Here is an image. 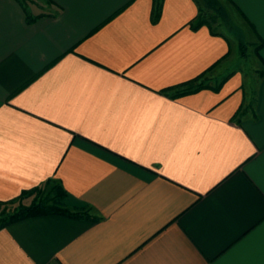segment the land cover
Listing matches in <instances>:
<instances>
[{"label":"crops","instance_id":"0c3cea01","mask_svg":"<svg viewBox=\"0 0 264 264\" xmlns=\"http://www.w3.org/2000/svg\"><path fill=\"white\" fill-rule=\"evenodd\" d=\"M219 1L250 87L195 0H0V201L51 178L82 212L0 229V264H264V0Z\"/></svg>","mask_w":264,"mask_h":264},{"label":"trees","instance_id":"16d2710c","mask_svg":"<svg viewBox=\"0 0 264 264\" xmlns=\"http://www.w3.org/2000/svg\"><path fill=\"white\" fill-rule=\"evenodd\" d=\"M20 2L24 0H19ZM198 6L197 15L189 22L192 28H197L201 25L209 27L212 33L218 34V30L214 29L212 23L220 19V22L228 23L229 16L225 11L223 5L219 0H195ZM163 0H153V22L159 19ZM252 27V26H251ZM242 45V44H241ZM260 48V45H259ZM259 48L256 49L259 56ZM212 69L210 67L208 70ZM206 72L199 76L179 84L175 95L195 91L208 86L205 80L202 79ZM217 88V87H215ZM50 185L48 194H43V188ZM36 194V195H35ZM35 195L29 204L23 203L24 198ZM65 191L61 185L54 179H47L42 185L23 190L17 197L0 201V229L6 227L8 224L34 215L46 214H61L71 217L81 215L78 209H71L65 202ZM11 207L14 203H16ZM10 211L8 208H10ZM95 219V218H94Z\"/></svg>","mask_w":264,"mask_h":264},{"label":"rangeland","instance_id":"374dc122","mask_svg":"<svg viewBox=\"0 0 264 264\" xmlns=\"http://www.w3.org/2000/svg\"><path fill=\"white\" fill-rule=\"evenodd\" d=\"M240 22L239 27L237 24ZM220 22V19L216 20L214 23H212L214 29L224 32L225 35L229 36L230 40L232 41V48H231V54H233V63L232 66L234 68H240L243 70L245 74V82L246 85L249 87L252 85V80L254 77V71L260 69L259 63L257 60H259V56L257 54L256 49L259 48V39L256 35H254L253 30L249 28L247 25H245L244 21L242 19H234L228 21V23ZM240 42V50L237 49V40ZM242 44V45H241ZM257 71V72H258ZM255 74H258V73ZM50 185L43 188V194L47 195L49 192ZM36 195V194H35ZM35 195L28 196L24 198L23 203L29 204L31 200L35 197ZM14 203L11 207L16 205ZM10 208L9 211H10Z\"/></svg>","mask_w":264,"mask_h":264}]
</instances>
